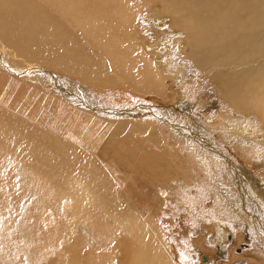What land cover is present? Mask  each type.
Masks as SVG:
<instances>
[{"label": "bare ground", "instance_id": "1", "mask_svg": "<svg viewBox=\"0 0 264 264\" xmlns=\"http://www.w3.org/2000/svg\"><path fill=\"white\" fill-rule=\"evenodd\" d=\"M160 2L164 9L159 12L161 21H169L161 24L162 35L175 30L164 44L155 39L141 40L144 26L136 22L153 11L154 0H0V174L11 180V172L15 173L18 185L35 189L31 197L38 214L32 230L37 249L33 253L27 250L22 255L24 261L29 255L34 264H40L56 251L54 264H178L173 245L150 216L163 209L174 216L179 204L186 211L188 207L196 209L198 198L184 188L204 183L214 199L208 210L213 220L211 229L217 232L222 246L235 224L242 226L233 231L237 239L242 238L243 228L264 236V226H260L264 221V192L252 188L254 192L245 191V197L240 179L243 170L236 173L229 159L221 158L222 152L205 138L207 132L201 138L196 133L187 137L191 123L186 125L187 131L178 132L171 123L173 108L140 106V110L116 115L112 109L105 110L109 105L103 103L111 97L119 99L115 91L119 86L135 95L149 92L164 96L165 84L160 83V77L164 80L178 74L175 72L185 75L179 55L190 54L208 71L204 78L211 77L217 83L222 100L229 101L238 113L226 110V122L212 105L207 122L218 126L217 133L224 139L235 140L242 151L250 148L264 157V0ZM72 33L79 34L82 41H72ZM177 35L190 48L177 45L181 43L173 38ZM162 46L174 52L170 65L168 57L161 55L144 61V53ZM197 84L196 79L181 80L180 99L193 96ZM63 120L70 121L72 131ZM250 123L253 125L248 127ZM157 124L170 126L168 140L173 135L194 154L196 163L191 158L186 160L193 166L198 164L206 178L204 183L203 179L199 182L200 175L185 177L188 182L181 188L184 167L173 161L171 164L161 150L171 148V144L165 136L160 141L150 135ZM237 124H245L244 128L253 132L239 131ZM95 129L102 132L100 137L131 138L128 144L123 139H109L112 147L118 146L114 154L130 162L126 171L122 162H114V148L109 144L101 145L93 154L85 153L80 135ZM246 141L251 145H245ZM245 157L246 164H258L256 154ZM259 162L264 163V159ZM214 171L225 179L224 186L218 185ZM133 175L145 181L143 184L155 186L152 200L145 193L140 199L127 192V181ZM243 176L248 175L244 172ZM236 190L242 193L237 195ZM170 195L177 199L174 206L167 201ZM202 219L192 218L188 224ZM4 228L0 224V230ZM180 245L179 249L188 248V242L180 241ZM253 247L257 248L256 243ZM180 254L185 264H192L189 252L181 250ZM247 262L264 264L253 259Z\"/></svg>", "mask_w": 264, "mask_h": 264}, {"label": "rangeland", "instance_id": "2", "mask_svg": "<svg viewBox=\"0 0 264 264\" xmlns=\"http://www.w3.org/2000/svg\"><path fill=\"white\" fill-rule=\"evenodd\" d=\"M154 4L152 3V5H151L153 11H151L149 14H146L147 16L144 19H137L136 22L139 21L138 23L139 24L143 23V26H144L143 31L145 34L140 35L141 40L143 38H145L146 40L148 39L149 41H151L152 39H155L154 40L155 42L158 41V42H161L164 44V40L167 39L171 35V32L174 33L175 30L170 29L171 31L168 32L170 34H168L167 32H165V33H167V34H165L163 32L164 34L162 35L161 24L167 25L169 23V21H161V15H159V12H160V10H164V9L162 7L160 0H154ZM152 13H153V15H152ZM157 25H159L160 29L159 28L157 29V27H158ZM155 26H157V27L154 28ZM151 27L153 28L152 32H151ZM76 35H78V36H76ZM147 35L150 37H148ZM70 36H73L72 38L74 40L71 37L70 38L74 42H76V40H78V39L80 42L82 41L80 35L77 33H75V34L72 33ZM173 38L177 41H178V39L181 40V43H177V45L180 44L179 46H186L187 49L190 48V45H188V44L184 45V41L181 37H179V35L173 36ZM79 41H77V42H79ZM172 48H178V47H172ZM173 54H174V52L170 51L169 47H168V51H167L162 46L161 48L159 47L158 50H154V51L150 50L149 53H144V61H148V60L152 61L151 60L152 56L161 55L163 58L168 57L169 65H170V58ZM185 55L186 54H184V53H181L179 55V58L183 60V62H182L183 66L180 68H183V72H186L185 75H179V72H175V74H177V73L178 74L167 76L164 78V80L160 77V83L165 84V88L163 90L164 96L161 97V95L159 93L155 94V93H149V92L135 95V94L129 93V91H127L126 89L120 88V86H119V88L117 87L118 89H115L116 94L118 96H116L115 94L114 95L121 100H119V99L114 100L111 97V100H107V102L106 101L103 102L104 104L109 105V107H106V105H104L106 107L105 110H108V109L111 110L112 109L111 112H113L114 114L116 113V115H122V114H125L126 112L127 113L130 112V109H135L136 108L135 106L152 107V109L153 108H155V109L159 108L160 109L162 107L165 109L166 108H173V110H174L173 114H172L173 120L171 123L174 122L176 124L173 127L175 129L179 128V129H177L178 132L187 131V128H185V127L188 123H191L190 125L188 124L189 126L187 125V127H189L188 128L189 133L191 135L187 134V137L191 136L190 138H192L193 133H196L201 138L204 136L203 133L207 132L206 133L207 136L205 138H207L213 144V146L216 147L217 152L218 151H219V153L222 152L221 158L224 159V157H225V158L229 159V162L233 165L234 169L236 167V170H235L236 173L240 172L241 169L243 170V173H242V171L240 173L241 174L240 179L242 180V182H244V184L241 185V187L245 188V189L243 188V192L245 194V197H247V193L245 191H247L249 193L254 192V190L252 191V188H256L257 191H259V192L261 191L260 193L262 194L264 192V163H260L259 161H262L264 159V157L257 150H253L250 148H248L246 151H242V149H239L240 145L237 144V142L235 140L228 141V139H224L225 137H223L217 133L218 132V126H213L212 123L207 122L206 116H209V114L212 112V109H211L212 105L214 107H217V109H218V110L217 109L214 110V112L220 114L226 122L228 120V117L224 114L226 110L227 111L229 110L234 115H237L238 113L236 112V110L232 109V106L229 103V101H227L225 99H224V101L222 100L223 98L219 95V91L216 88V87H218L217 83H215V81L213 79L211 80V77H206V79L204 78L206 73L208 74V71L206 69L200 68L190 54H188L186 56ZM163 61H165V60H163ZM167 64L168 63L165 62L163 66L167 67L168 66ZM42 68L44 70H47V72H50L51 74H55V75L57 74L56 71H51L52 69H46L44 67H42ZM161 70H162V68H161ZM157 71L159 72L158 69H157ZM57 75H59V74H57ZM176 78H179V80L175 81ZM69 79H72L73 81L77 80L73 77H71ZM191 79L192 80L196 79V81H198V84L196 85V88L193 89V92L194 91L195 92L193 93V96H190L191 99L190 98L187 99V97H186V98H184V101H183V99H180L181 98L180 90L182 89L181 80L190 81ZM79 82H81V81H79ZM76 84H78V82ZM79 85L82 86L81 84H79ZM108 90H110V89H108ZM121 90H123L124 92ZM52 93L55 95V93L53 91H52ZM130 94H132V95H130ZM129 95H130V97H129ZM133 96H134V98H132ZM105 97H107V96H105ZM107 98H109V97H107ZM97 99L101 101V99H99V98H97ZM111 102L113 105L111 104ZM90 104H91L92 108L95 107V105L93 103L90 102ZM138 108L139 109L136 108L135 110H140L142 107L141 108L138 107ZM105 110L101 109V111H105ZM135 110H133V111H135ZM174 115H176L178 117L180 116V119H178L177 117H174ZM163 116L164 115H162V117ZM188 118L191 120H189ZM178 120L181 121L180 124H177L176 121H178ZM63 121H64V124L66 125V127L72 131L73 127L71 126L70 121H66V120H63ZM216 122H217V125L220 124L219 121H216ZM216 122H215V124H216ZM183 124H185V126ZM250 124L248 125V127L253 125V123H250ZM157 125H159V124H157ZM199 125H201L203 129H200L201 126H199ZM237 125H239L238 126L239 131H246L247 133L253 132L252 129H248V128L245 129L244 128V127H246L245 124H237ZM261 126H264V124ZM169 127L170 126H164V127L160 126V125L156 126V128H157V129H155L156 131L153 130L150 135H152V137H154L155 139L156 138L159 139V138H162L165 136L166 141L171 144L170 145L171 148L164 149V147H163L161 150H163L165 152V154L169 156L171 164L176 162L178 165L181 166L182 169L184 167L185 175L182 177V180H181V184H183V186L181 188L183 189L185 187V183L188 182V181H186L187 178H189L191 176H195V175H200V179H198V180L200 182V180L203 179L202 183H204V180L206 178L203 175L204 174L203 171L201 170V172H200L198 164H196L194 166L192 165L193 163L197 162V158L194 156V154L192 152H189L187 146H185L187 148H184V145L181 144V142L179 140H177V138L173 137V135H170V133H169V135H170L171 141L168 140V138H167L168 134L167 133L169 131ZM191 128H193V129L191 130ZM200 130H201V132H200ZM193 131H195V132H193ZM87 132L85 134H83V136L80 135L84 140L83 150H86V152L85 151L84 152L87 155L90 154L89 152H91L93 154V152L96 149H100L105 144L110 145V142L113 140H116V139L119 140L120 142L123 139L124 140L123 142L125 144H128L132 141L131 138H128V137L121 138V139H120V136L117 138L116 137L110 138L111 135L108 136L106 134H103L104 136L100 137L99 135H102L101 134L102 132L98 131L97 129L88 130ZM80 133L82 134V132H80ZM98 133H100V134L98 135ZM261 135H264V133H262ZM121 137H123V135H121ZM173 138H175V139H173ZM159 140L161 141V139H159ZM172 141H174V142H172ZM192 141H194V140L192 139ZM88 142L91 144H88ZM246 143L247 144H245V145H251L250 141L249 142L246 141ZM94 145H96V146H94ZM97 146H99V147H97ZM181 146H182V148H181ZM195 146L197 148V145H195ZM191 147H193V146L191 145ZM112 148H114L113 149V157L115 159L114 162H116L117 164L119 162H122V164L124 166V171H126L129 167L130 162L125 161L120 156H116L114 154V151L118 152V150H117L118 146H115ZM193 149H194V147H193ZM197 149H200L199 146ZM2 153H4V152H2ZM99 153H100V150H99ZM121 153L124 157H126V155L123 152H121ZM247 153L249 154V156L252 153L256 154V158H257L256 162H258V164H255L254 161H252L254 165L251 164L252 162L249 164H246V158L247 157H245V156L247 155ZM186 158L187 159L191 158L192 160L191 159H189V160H191L193 163L190 164V161L188 163V160H186ZM172 161H173V163H172ZM247 162H249V161H247ZM163 167L166 169V165L165 166L163 165ZM189 167L191 168V170ZM195 170L197 172L199 171L198 174ZM187 171H189V172L192 171V172L187 173ZM244 172L247 173V175H248L247 177L243 176ZM213 175L215 177V180L219 181V182L217 181L218 185L220 184V186H224L225 179L221 176L220 172L215 173V171H214ZM185 177H186V179H184ZM246 178H249L250 180L246 179ZM220 179H222V180H220ZM144 182L145 181H142L139 177H136L134 175L131 176L130 179L127 181V183H128V185H127L128 191L127 192H129L132 195V197L138 196V197H140V199H141L142 193H145V195L147 197H151V200H152V198H153L152 196L154 195V192L156 193V188L153 185L149 186V185L143 184ZM217 182H216V184H217ZM250 185H251V187H250ZM187 188H188V190H187ZM237 188H240V186L237 185ZM184 190H187L189 195H192L193 197L196 196V198H198L199 202H197V204L195 205L196 209H191L190 207H188L187 211H186V207H182V205L179 204L176 206L177 214L174 215V213H172L174 216L165 212L164 209L162 210V212L155 213V214L150 216L154 225H156L158 227L159 232L161 234L165 233L164 236L166 237L167 241L173 245V248L175 251V256H174L175 262L177 261L178 264H185V261L183 260L182 255L180 254L181 250H185V251L190 253V255L192 256V257H190L192 264H248L247 261L249 259H253L256 262L264 261V236L256 234L255 231L252 229H244L243 228L242 229L243 231L241 232L242 238L237 239V237L235 235H233V231L238 232V229L242 228V226L241 225L237 226L235 224V226H234L235 229H233L230 233L228 232V238L226 239V244L224 246H222L220 244V242L218 240L217 232L215 230L212 231V229H211L212 224H213L212 223L213 220H212L208 210L213 205L214 199H213L212 193L208 189L205 188V183L202 184L201 187L195 186V185H189L186 188H184ZM34 193H35V189H33L32 187H21L20 185L17 184L15 173L11 172V180L3 177L0 174V224L3 223L5 225V228L0 230V258L3 259L0 262V264H25V263L26 264H34L31 261L29 255L26 257L25 261L22 257L23 254H27V250L29 251V253H33L36 251L35 249H37L36 246L34 245L33 239H32V230H33L34 221L38 217V214H37L36 209H35L36 201L31 197V194H34ZM234 193L235 194L237 193V195H238L242 192L240 190H238V191L236 190ZM167 198H168L167 199L168 203L171 204L172 206H174L175 201H177V199L173 198L172 195L168 196ZM243 200H245V199H241V202ZM142 202L140 200H138L137 204L139 206H143ZM139 208L142 210V212H146V209L144 207H139ZM246 209H249V208H246ZM18 212L20 213V216L17 215ZM186 212H189L192 215L189 216ZM200 214L204 218L207 217L206 219H208V221H205L204 219L200 218L198 216ZM192 216H195V217H192ZM192 218L193 219H202V220H199L200 222L194 221L191 225H189L190 224L189 221H192ZM245 219L249 220L250 217H245ZM261 224H263V225H261ZM260 226H262V227L264 226L263 220L260 221ZM263 229H264V227H263ZM180 241L184 244H186V242H188L187 247L189 249L188 248L186 249L184 247H183L184 249H182V248L179 249V247L181 246ZM58 242H60V239H58ZM255 243H256L257 248L253 247L255 245ZM55 252L56 251H53V254L51 255L52 256L51 259H47V260L41 262L40 264H54L53 259L55 258ZM231 253L235 254V256L237 258L232 259ZM194 254L198 256L199 262H196L197 259L195 258ZM203 257H205V259H207V260H204Z\"/></svg>", "mask_w": 264, "mask_h": 264}, {"label": "water", "instance_id": "3", "mask_svg": "<svg viewBox=\"0 0 264 264\" xmlns=\"http://www.w3.org/2000/svg\"><path fill=\"white\" fill-rule=\"evenodd\" d=\"M137 109H139L138 107H140V106H135ZM141 108V107H140ZM147 110V109H146ZM203 259H205V257H203Z\"/></svg>", "mask_w": 264, "mask_h": 264}]
</instances>
